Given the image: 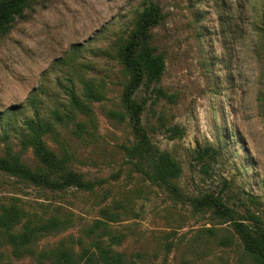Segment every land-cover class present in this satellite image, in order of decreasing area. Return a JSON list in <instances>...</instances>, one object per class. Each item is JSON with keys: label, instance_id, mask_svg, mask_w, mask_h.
I'll return each mask as SVG.
<instances>
[{"label": "rangeland", "instance_id": "1", "mask_svg": "<svg viewBox=\"0 0 264 264\" xmlns=\"http://www.w3.org/2000/svg\"><path fill=\"white\" fill-rule=\"evenodd\" d=\"M148 2L163 14L150 42L165 67L132 99L142 105L150 144L179 164L174 190L126 153L138 138L123 101L129 74L116 47ZM263 24L264 0H31L0 35V112L16 107L0 114V156L6 133L11 153L39 168L18 127L35 108L44 118L58 112L54 131L43 137L46 148L94 182L92 190L51 191L0 172V203L16 197L31 211L70 219L37 248L65 237L75 249L78 238L89 245L96 233L86 229L99 219L122 236L115 248L136 264H252L233 220L253 225L256 214L264 225ZM66 88L82 107H72ZM87 88L101 98L88 97ZM205 197L229 210L199 204ZM105 210L118 218L110 221ZM5 251L8 264H40Z\"/></svg>", "mask_w": 264, "mask_h": 264}, {"label": "trees", "instance_id": "2", "mask_svg": "<svg viewBox=\"0 0 264 264\" xmlns=\"http://www.w3.org/2000/svg\"><path fill=\"white\" fill-rule=\"evenodd\" d=\"M30 1L0 0V35L8 32L14 18L22 13ZM162 17L158 4L146 3L128 39L116 47V57L129 74L123 90V101L130 111L132 128L138 138L134 145L127 147V157L132 159L135 166L148 171L153 180L174 190L172 180L179 174V164L169 152L150 144L140 124L142 105L132 99V94L144 79L152 83L158 82L164 71L163 56L150 42V28ZM262 31L264 35V24ZM157 90L158 93L164 94L160 88ZM66 91L72 107H82L73 89L66 88ZM87 96L93 99L101 98L100 94L90 88H87ZM15 108L9 106L0 114L9 116L15 112ZM60 119L61 115L58 112L44 118L35 108L33 116L25 117L18 127L20 144L23 147H31L40 162L41 166L35 169L29 168L16 154L11 153L7 135L3 133L5 155L0 156V172L13 176L23 183L51 191H62L70 187L92 190L94 182L83 180L80 174L66 168L64 156L56 158L44 144V135L53 132L55 121ZM198 153L202 158L203 151ZM19 201V198L11 197L8 202L0 203V264H8L5 251L7 248L9 255L14 258L31 256L40 264H136L115 248L122 241V236L114 233L106 220H95L93 225L86 229L87 234L96 233L89 245H85L78 238L79 247L75 249V240L65 237L53 246L37 248L40 238L65 229L70 219L60 217L58 214L44 215L31 211ZM197 201L199 204H213L223 214L229 210L214 197H205ZM104 216L114 221L118 218V213L105 210ZM249 219L254 222L253 225L233 220V228L244 250L250 255L252 264H264V225L256 214H251ZM105 236L107 240H104Z\"/></svg>", "mask_w": 264, "mask_h": 264}]
</instances>
